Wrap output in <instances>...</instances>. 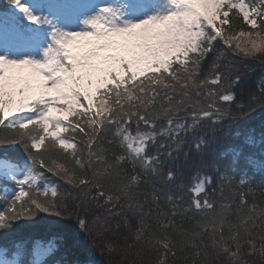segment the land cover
<instances>
[{"label":"snow or ice","instance_id":"obj_1","mask_svg":"<svg viewBox=\"0 0 264 264\" xmlns=\"http://www.w3.org/2000/svg\"><path fill=\"white\" fill-rule=\"evenodd\" d=\"M11 2L36 27L23 29L15 13L0 16V42L19 45L15 55L7 47L0 50V126L7 133L0 135V145L22 144L29 160L19 167L0 159V176L17 189L5 197L0 230L38 213L70 218L55 187L40 190L39 181L51 173L76 189L84 204L104 200L109 206L107 216L92 222L100 226L97 237L109 257H116L108 264H129L138 244L145 247L132 264H175L191 260L184 254L192 249L205 264L213 259L216 264H264V222L257 223L264 221V198L258 203L253 198L249 205V194L241 192L236 221L218 220L209 216L216 204L206 188L210 178L204 177L194 186L190 207L205 220L189 230L174 219L148 225L144 206L131 191L143 184L154 187V180L163 178L159 148L165 145L150 154L160 136L175 138L203 119L219 122L230 115L216 106L217 100L235 98L224 89L219 65L214 62L215 75L204 79L198 70L220 44L264 59V0H159L151 8L145 0L86 5L51 0L35 7ZM72 16L76 23L69 30L61 21ZM20 47L32 51L20 53ZM188 108L191 124L174 119ZM161 118L167 127L158 129ZM174 179L170 170L167 180ZM133 218L139 221L135 232ZM77 223L82 231L88 227L84 218ZM13 248L11 256L7 247L0 248V264H22L24 243L14 242ZM58 248L56 237L34 241L31 264H45ZM145 249L154 261L143 259Z\"/></svg>","mask_w":264,"mask_h":264},{"label":"trees","instance_id":"obj_2","mask_svg":"<svg viewBox=\"0 0 264 264\" xmlns=\"http://www.w3.org/2000/svg\"><path fill=\"white\" fill-rule=\"evenodd\" d=\"M12 4L11 0H0V11H11ZM18 18L24 29L30 25L22 16ZM214 62L219 65L216 71L223 73L224 89L235 94L231 102L217 100L216 106L229 110L230 115H225L219 122L203 119L195 129L181 131L175 138H158V143L151 148L150 154H156L159 144L165 145L159 148L163 178L154 180V187L143 184L131 190L144 206L142 214L150 226H156L161 221L170 223L174 219L178 226L191 230L197 220H205L202 212L190 207L194 199V186L204 177L210 178L206 188L216 204L215 211L209 216H215L218 220H227L230 223L236 221L242 207L241 192L249 194V205L254 202L253 198L257 203L264 198V92L261 91L264 87V59L259 54L254 57L243 56L220 44L216 51L209 52L203 60L198 70L199 79L215 75L212 71ZM193 96L195 98L194 92ZM201 102L205 103L203 98ZM191 111V108L181 111L174 119L191 124ZM156 126L158 129L167 127V119L157 120ZM0 135H7L2 126ZM108 138H111L110 134ZM169 151L171 156L167 155ZM4 158L19 167L29 163L27 153L19 143L0 145V159ZM170 170L175 173V179L171 181L167 180ZM45 175L47 179L39 181L40 190L47 187L50 191L55 187L58 191L57 201L66 207V211L71 214L70 218L38 213L31 219L14 222L10 229L0 230V248L7 247L11 256L14 251L13 243H24L22 264H31L33 242H47L56 237L59 248L46 258L45 264H108L110 258L115 259L116 257H109L102 241L97 237L99 224L94 226L92 223L96 217L103 219L107 216L106 209L109 206L104 200H100L99 204L95 201L84 204L77 190L71 185L51 173ZM242 180L245 182L240 186ZM13 189H16L13 181L0 177V211L6 209L5 197ZM95 193L96 190L93 189L92 195ZM169 194L173 196L172 202L167 200ZM157 196L159 205L155 199ZM222 205L230 207L223 208ZM78 218L87 220V229L82 231L79 228ZM262 222L264 221L257 220L258 224ZM131 223L135 232L139 221L133 218ZM225 232L227 233L226 225ZM143 247L145 246L138 244L131 250L129 264L140 259L136 252ZM196 251L192 249L190 254H184L191 255V260L180 258L175 264H205L203 257L195 255ZM143 259L146 262L154 261L155 256L145 249ZM169 264L173 262L170 261ZM212 264H216L215 259Z\"/></svg>","mask_w":264,"mask_h":264},{"label":"rangeland","instance_id":"obj_3","mask_svg":"<svg viewBox=\"0 0 264 264\" xmlns=\"http://www.w3.org/2000/svg\"><path fill=\"white\" fill-rule=\"evenodd\" d=\"M22 2L23 3H29L30 4V6H33V7H35V6H37V4H48V3H50L51 2V0H22ZM90 2H92V3H98V4H105V3H108V2H110V0H80V3L81 4H89ZM145 3L146 4H148V6H149V8H151V7H153L156 3H159V0H145ZM12 9H13V13H15L17 16H22L23 17V15L19 12V10L18 9H16L15 8V6L13 5L12 6ZM44 11H45V13H47V9H44ZM10 13H12L11 11H2V12H0V16H4V17H7ZM27 21V20H26ZM28 22V21H27ZM29 23V22H28ZM61 23H64V24H66L67 25V28L69 29V30H71L72 28H73V26L75 25V23H76V20H75V17L74 16H72V17H69V18H67V19H65V20H62L61 21ZM22 28H23V26H21ZM28 27H33V25L32 26H30V25H28L26 28H28ZM34 28V27H33ZM24 29V28H23ZM29 35H31L30 33H25V36H29ZM22 43V42H21ZM41 43H43V41H41ZM18 44H12V43H10V44H8V45H5L3 42H0V50H3L5 47H7L9 50H10V52L12 53V54H18L17 53V48H18ZM30 51H32V49L31 48H27V47H20V53H24V52H30ZM38 52H39V49H37L36 50V53L35 54H38ZM0 177H2V176H0ZM4 178H6V177H4ZM7 179V178H6ZM9 180V179H8ZM11 181V180H10ZM17 189H13V190H11L9 193H13V192H15ZM88 264H94L93 262H90V263H88Z\"/></svg>","mask_w":264,"mask_h":264}]
</instances>
